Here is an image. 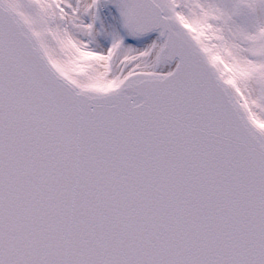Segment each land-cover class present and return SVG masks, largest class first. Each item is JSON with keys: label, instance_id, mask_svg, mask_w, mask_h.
<instances>
[{"label": "snow or ice", "instance_id": "obj_1", "mask_svg": "<svg viewBox=\"0 0 264 264\" xmlns=\"http://www.w3.org/2000/svg\"><path fill=\"white\" fill-rule=\"evenodd\" d=\"M0 264H264V0H0Z\"/></svg>", "mask_w": 264, "mask_h": 264}]
</instances>
